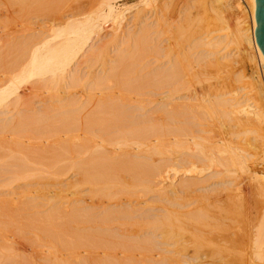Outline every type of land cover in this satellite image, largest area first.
<instances>
[{"label":"bare ground","instance_id":"6f19581e","mask_svg":"<svg viewBox=\"0 0 264 264\" xmlns=\"http://www.w3.org/2000/svg\"><path fill=\"white\" fill-rule=\"evenodd\" d=\"M84 1L0 0V122L5 123L0 126V155L10 154L3 156L6 158L0 164V178L8 180L0 186L4 188H0V212L5 204L31 200L24 195L33 190L18 194L11 191L14 186L19 189L39 184L40 180L35 181L38 176L46 184L54 173L61 181L59 177L70 171L68 186H88V193L98 198L87 208L68 202V255L72 264L153 263L154 255L159 256L154 235L163 236L169 246L177 245L185 237V228H181L185 219L199 224L194 232L187 231L191 232L187 241L192 242L196 254L194 264H264V210L249 228L247 243L240 229L245 225L242 221L251 223L256 218L247 210L248 195L256 194L264 204V176L249 174L247 180L252 184L242 179L249 156L244 150L250 141L246 137L254 128L262 133L264 147V82L249 50L254 49L264 71V57L255 41V0H245L243 9L234 0H192V4L185 0L184 12L180 9L176 16L163 14L165 6L172 7L174 1L165 0L159 9L160 2L151 0L155 7L150 11V23L140 22L126 33L122 28L126 18L115 6L116 0H90L88 6ZM147 1L141 0L144 5ZM31 15L38 25L19 29V22L30 20ZM149 30L153 37L163 36V58L155 59L154 65L152 60V64L145 61L149 49H157L159 44ZM231 37L251 70L246 63L237 69L223 63L227 56L217 47ZM152 40L156 46H149ZM246 68L256 112L237 98L240 88L235 86L239 81L235 74L246 72ZM143 88L149 89L145 102L141 99L145 97L140 91ZM155 90L160 93L155 94ZM131 95L140 98L137 109L146 114L126 116L134 108ZM132 126L140 128L130 129ZM55 144L62 146L59 156ZM156 162L177 169L172 171L173 176H179V190L171 184L166 190L156 181L163 170ZM122 175L129 180L124 181ZM225 175L231 180L224 198L230 202L227 213L241 224L235 231L219 227L223 217L217 219L219 211L215 216L219 208L216 203L223 202L216 188L221 187L218 180ZM137 192L147 195L151 202H162L166 197L157 208L149 205L145 214L149 222L136 221L131 210L120 203L122 195L130 197ZM169 193L174 197H167ZM99 196L109 200L102 201ZM249 197L253 200L254 195ZM213 204L216 210L211 213L216 218L210 216ZM224 206L219 209L224 210ZM151 212L159 215L152 216ZM17 247L26 255L30 250L25 244ZM244 247L249 255L246 260L239 254L247 252ZM164 262L168 263L162 260L160 264Z\"/></svg>","mask_w":264,"mask_h":264},{"label":"rangeland","instance_id":"374dc122","mask_svg":"<svg viewBox=\"0 0 264 264\" xmlns=\"http://www.w3.org/2000/svg\"><path fill=\"white\" fill-rule=\"evenodd\" d=\"M150 1L151 0H148L147 1V5H144L143 2H141V0H116L115 1V6L118 7V9L121 10L120 12L123 11L122 14H124L123 16L126 18L125 21H123L124 18L122 19V22L124 24V25L122 24V28L125 31V33H126V31H129L128 29H132L133 27H136L137 24H140L141 25V23H143V24L144 23H150V20L152 18L150 11H151L152 7L153 8L155 7L154 3L151 4ZM158 1L160 2V3H158L159 4L158 5L159 9L163 8V3L165 2V0H156V2H158ZM168 1L170 3H172L174 1L173 2V5L171 4L172 7L169 5V8H167V6H165L167 12L164 9L163 10V14L169 13L171 15L176 16L178 14L177 11L179 12V10L181 9L180 12H182L184 10V1L185 0H168ZM189 1H190V4H192L194 2V0H193V2H192V0H189ZM234 1L236 2V4L239 5V7L241 9H243L245 7V5L239 3L238 0H234ZM85 3H86V6H88L87 4L88 3L90 4V0H87V2H85ZM148 5H149V7H148ZM181 5H182V7H181ZM172 8H173L174 12H172ZM169 9H170V11H169ZM159 13H161V12H159ZM159 13H158V17H160V20H161L162 13L161 14H159ZM33 16L31 15L29 17L30 20H28V21L26 20V22H24V23L20 21L21 24L19 22V25H18L19 26V29H24V28H27V27L28 28H35L36 25H38V24H37V20ZM241 16H242V18L245 16L244 18L246 20L245 21L246 22V26L249 29L250 28V25H251L250 24L251 22H250L249 14L246 12L244 14V16L242 14H241ZM136 18H138V19L136 20ZM1 20H4V19L1 18ZM33 22L35 23V25H34ZM132 22L133 23L134 22L136 23L135 26H133L134 24ZM22 23H23V25H22ZM26 23H28V24L30 23V24L25 27L24 24L26 25ZM159 23H161V21H159ZM42 24H43V22L40 21V24L39 25H42ZM140 25H138L137 27H139ZM151 30H152L153 33L155 32V30H153V29H151ZM148 32H150V30ZM152 32H150V35H152L151 34ZM155 36H157V35H155ZM160 36H162V35L157 36L159 39L157 37H155V39L158 40V42H159L158 48L157 49H152L151 48L153 52L151 51V49H149L150 51L149 50L148 51L150 53L148 55H146L147 60L145 58V61H149V64H152L155 59L156 60L157 59L158 60H161V58H163V52L161 51L162 49L160 48V47L163 46V43L160 42L161 40H163V38L161 39ZM154 37L152 35V38H154ZM226 40L225 41L222 40V42H220V44L217 47V50L219 52H221L220 54L227 56V57H225L226 59L223 60V63H225V64L228 63L227 65H229L231 67L233 66L232 68H234V69L239 68V65L241 63H246L247 64V68L251 70L252 69V66L251 65H248L250 63L247 62L246 56L245 55L243 56V54L240 55L239 52H237V49H236L237 46L232 42V41H234V39L231 37V38L226 39ZM151 42H153V40L152 41H149V46L151 45V47H153V45H155V46L157 45L156 44L157 42L154 41L155 44H153L154 42L153 43H151ZM160 44H162V45H160ZM249 46H252V44L250 43ZM250 48H252V47H250ZM250 48H249V50L254 53V57H255V60H256L255 66H256L257 72L259 74L260 80L262 82H264V79H263V77L261 75L262 74V71H263V67L260 65V63H258L259 61H257V59H256L257 57H256V54H255L254 49L253 48L250 49ZM155 50L157 51V53L158 52L159 53L156 54V51ZM154 54H155V56H154ZM156 55H158L159 57H157ZM148 58H149V60H148ZM79 60H81V58ZM151 60H152V63H150ZM152 65H154V63ZM249 67H251V68H249ZM81 68H83V67H81ZM81 68H79L77 70L80 71ZM248 69L246 70V72H243L242 70H239L235 74L236 80H237V78L239 79V81L235 84V86L238 87V88H240L237 91V94H238L237 95V98L240 99V102L242 104L248 105V103H249V105H248V106H250L249 107L250 108L249 110H251L253 112H256L257 110L254 109L255 106H253L254 105L253 98H255L254 97V92L251 91V88L249 86V81H248V76H249L248 75L249 74ZM240 71H242V72H240ZM243 73H245V76H246L245 78L243 77ZM76 89H78V88H76ZM140 91H141L142 94L144 93V95L146 97L145 98L143 96L141 98L145 102L148 99L147 98L148 97L147 92L149 91V89L148 88L147 89L146 88H143ZM155 91H153L155 94L160 93V92H158L159 90L158 91L155 90ZM119 96L120 95H117L116 94V97H119ZM134 96H132V103H131V105H134L135 110H133L134 108L128 110V113L126 114V116L137 115V114H142V115L146 114L145 113L146 112L145 110L137 109L138 107L141 106L140 105V100H139L140 98L139 97H134ZM155 98L158 99V96H156ZM243 102H245V103H243ZM37 105H39V104H36L34 106H35V109L37 110L36 112L39 113V111L41 109H40V106H37ZM1 119H3V117ZM2 123H4V122H0V126H1ZM145 125H149V124H145ZM145 125H144V127H145ZM129 128L131 129V128H140V127L132 126V127H129ZM255 130L257 131V129L254 128L253 129V133L248 134L247 137L244 135L246 138H248L247 140L250 139V141L248 142V144L246 143L247 144V147H246V144L244 146V147L247 148V149H244V150H247V151H245L246 152L245 154L248 155L247 153H249V156H247L246 163H245L246 164V167H247V170L245 169L246 172L244 174H242V177L244 176L245 178L243 177L242 179H245L246 182L251 183V184H252L251 180L250 179L247 180V178L249 177V174L251 176L252 174L256 173V174H259V175L264 176V153L262 152V150H264V147L261 144V143H263V142H261L262 141V138H261L262 137L261 136L262 133H259L258 134L257 132H259V131L256 132ZM241 137H239V138H241ZM246 138L242 137L243 141ZM258 145H260L261 147L258 146ZM59 146L62 147L61 145H57V147H56V144H55V147L58 150V151L56 150V156L58 155L57 152L60 153V147ZM54 148H53V150H54ZM15 153H17V152L14 151L13 154H15ZM117 153L118 152H116V154ZM13 154H11V155H13ZM6 155H7V157H9L10 154L7 153ZM6 155L3 154V156H6ZM3 156L0 155V164L2 163V158H6V157H3ZM155 165H157V167L160 170L163 169V170H161L162 172H160L159 175L155 177L156 178V181L158 180V182L160 183V185L165 186V187H163L164 189H166V187L168 186L167 188H168V190H170L169 188H170V184H171V186L177 187L176 188V190H177L179 188V179H177V178H179V176H173V171L176 168L174 167V169H172L171 167H168L165 164V162H161V163L156 162ZM162 165H164V166H162ZM165 165H166V167H165ZM165 168L167 170H165ZM65 170L66 169L63 170V173L66 172ZM165 171H166V173H165ZM178 171H179V169H178ZM50 172H51V174H53L54 171L50 170ZM54 174H53L54 180H53V178H50V179L48 178V180H47L50 183L47 182L46 184H44V182H46V180H42V179H44L43 177L40 178L39 176L38 177L36 176L37 179L35 181L37 182V181L40 180L39 181V184H33L32 186H28V187L26 186L25 188L24 187H21V188H19L20 191H18L19 189H17V187L14 186L13 187L14 189L11 190L12 192H16V193L18 192V194L21 193V191L26 194L28 190H30V191L33 190L34 191L33 192L34 194L33 193H30V194L24 195V199L26 197H29V198L31 197L30 198L31 200L29 201L30 204L28 202H24V203L17 202V204L15 202L14 204H11V205L10 204H5L7 207L4 206V208L2 209L3 212L2 211L0 212L1 213L0 214V264H27V263H30V264H72L73 261L69 257V255H68V253H69L68 252L69 251L68 250V247H69V235H68V233L70 234L69 224H68V210H67V209H69L68 202L71 201V204L72 203L77 204L76 207H78V208H87L93 202L94 203H97L98 198L96 196H94L95 194H89L88 193V191L86 190V188H88V186H86V187L85 186L84 187H79V185H76V184H73V185L68 186L67 184L70 182V179H71V177H70L71 176V172L70 171H69V174H64L63 176H60L59 177V179H61V181H59L58 180V177L56 175H54ZM46 176L47 177H50L48 174ZM225 176L222 177L220 180H218V182L220 181L219 184H221V187H220V185L217 186V188H219V189L216 188L217 193H216V191L214 192L216 194H220L221 195L220 196L221 199L223 198V200H222L223 202L221 201L223 203V205H222V203L221 204L220 203H216V204H217V207H219V208L220 207H223L226 204L224 206V210H223V208H221V209L217 208V210H216V205L215 204H213L210 207L211 209H209V210H210V213H211V211L212 212H215V210H216V212H215L216 214L214 213L215 216H218L219 212L221 213L220 216H219V218L217 217V219H221V217H223L222 218L223 219V222L219 225V227L225 228L227 226L225 229L232 230V228H234L233 231H235V228H236L235 226L236 225H238L239 228H240L241 227V224L244 223L245 225H242V227L243 226L244 227L243 228H240V229H242L241 231H244L245 232V233L242 232V233H244L243 234V237L245 235V237L243 239H244V242L247 243V240L248 239H247L246 234H248L249 228H251L252 226H254V224L259 220V218L261 216V213H262L261 211L264 210V208H263L264 207V204H263V201L256 194H253L254 197H253L252 194L251 195H248V197H247V203H249V205L247 204V206H249V207H247L248 208L247 210L250 213H252V216L253 217L256 216V218L253 219L251 223H250L249 220L248 221H245L244 220V222L242 221L241 224H240V222H239L240 220H237L236 218H234L235 222H233L234 220L232 219L233 220L232 221L230 219V217H229L230 216V212L227 213V211H228L227 208L230 207L229 206L230 204L227 203L229 201H227V200L225 201V199H224V198L227 199V194H228L227 191H229L231 189V188H229V186H231L230 185L231 184L230 183L231 180H230V178L228 176H226V177ZM44 177H45V174H44ZM122 179L124 181H126V182L129 180L128 179V176H126V175H122ZM55 180H56V182H55ZM245 180H243V181L245 182ZM35 181L33 183H36ZM57 181H59V182H57ZM6 183H8V180H2L0 178V186L1 185H4V184L6 185ZM44 188L45 189L47 188V189L45 190ZM125 188L127 190L132 189V187H129V186H125ZM220 189H222V190H220ZM225 189H226V191H225ZM1 190H4V188L3 189L1 188ZM171 195H173V194L169 193L167 195V197L169 196L170 199L173 198L174 195H173V197ZM40 196L43 197V198H45V200L43 198H41ZM126 196L127 195L124 194V195H122L120 197V203L123 206L128 207L131 210L132 216H134L135 220L136 221H140V222H147V221L149 222V220H147L145 218V214L147 215V211L149 210L150 206H153L152 203L155 204L153 207L154 208H157L158 206L162 205V203L164 202V199L166 200V197L164 196L165 198L162 197V199H163L162 202L156 201V200H152V202H151V200H148V196L147 195H144V194H142L140 192L134 193V196H130V197H126ZM249 196H252L253 197V200H251L252 198L249 197ZM256 196H257V198H256ZM99 197L102 199V201L109 200V199H107L105 197H101V196H99ZM38 198H40L44 203L41 200H39ZM249 198H251V199H249ZM32 199L34 201H36L34 204L32 202L33 201ZM35 199H38V200H35ZM49 200H50V203H48ZM248 200H250L251 202H249ZM14 201L15 200H13V202ZM128 201H131V203H129ZM39 203L41 204V206L39 205ZM15 204L17 206H15ZM47 204H49V206ZM219 204H220V206H218ZM34 205H36V206L35 207H32ZM226 206H227V208H226ZM65 209H66V211H65ZM259 209H260V211H259ZM209 210H208V212H209ZM217 211H219V212H217ZM258 212L259 213L261 212V213L258 214ZM58 213H59V215H58ZM151 213H153V214H151ZM151 213L150 214L153 216L154 215V212H151ZM210 213H208V214L210 215ZM60 214H61V216H60ZM212 214L213 213H211L210 216L213 217V218H216L215 216H213L214 214L213 215ZM226 214H227V216L229 218H226L227 217ZM156 215H159V214L156 213ZM156 215H154V216H156ZM35 216H37V217H35ZM49 221H50V223H49ZM185 221H184L185 223H182L181 224L182 225L181 228H185L184 230L182 229L183 230V237L184 236L185 237H184V240L183 239L180 240V243L178 242V244H180V246L178 244L177 245H174V246H171V245L169 246L168 243H170V242H167L166 243V241H164V239H163V236H161L159 234L154 235V237H153V235H150V237H153V241L156 243L155 245L157 247V253L159 255V256L154 255V258H152V259L155 260V262L156 261L162 262V260H164V261L167 260L168 263H165L164 262L165 264H194V263L197 262V260L195 259L196 258L195 257L196 254L194 252V248H193L194 246L191 244L192 243L191 241L189 243L187 240H188L189 234L192 232V230L194 232V228H196V226H199V224L197 222L193 221V220H190V219H185ZM184 224H186V225H184ZM222 224H224V225L222 226ZM183 225H184V227H183ZM249 225H250V227H249ZM65 230H67V231H65ZM188 230L191 231V232L190 233L187 232ZM237 230L236 231L239 233V229H237ZM64 236H66V237L64 238ZM65 239L66 240L68 239V240L66 241ZM181 241H183V243ZM48 243H49V245H48ZM181 243H182V245H181ZM22 244L23 245L25 244L30 249V250H28L27 255L26 254H22V252L20 253V252L17 251V249H18L17 246L22 245ZM79 245L80 244L78 243L77 249H78V247H80ZM75 246H76V244H75ZM80 249H81V247L78 249V251H80ZM245 249L246 248L244 247L243 250L244 251H247V252H244L246 254H244L242 252L239 253V254H243V257H245L246 255H248V250H245ZM29 255H31V258H30ZM26 256H27V258H26ZM79 256H82V255L81 254L78 255V257L76 259H78ZM158 257L160 258V260L158 259ZM247 257H245L244 260H246ZM139 259H137V260H139ZM155 262H153V263H145L144 262L142 264H156V263L158 264V262H156V263ZM160 262H159V264H160ZM164 263H161V264H164ZM75 264H82V262H79L78 261Z\"/></svg>","mask_w":264,"mask_h":264},{"label":"water","instance_id":"95a60500","mask_svg":"<svg viewBox=\"0 0 264 264\" xmlns=\"http://www.w3.org/2000/svg\"><path fill=\"white\" fill-rule=\"evenodd\" d=\"M255 41L264 57V0H255Z\"/></svg>","mask_w":264,"mask_h":264},{"label":"built area","instance_id":"2783aa9c","mask_svg":"<svg viewBox=\"0 0 264 264\" xmlns=\"http://www.w3.org/2000/svg\"><path fill=\"white\" fill-rule=\"evenodd\" d=\"M241 4H244L245 0H238ZM262 70V69H261ZM262 77L264 79V72L262 71Z\"/></svg>","mask_w":264,"mask_h":264}]
</instances>
